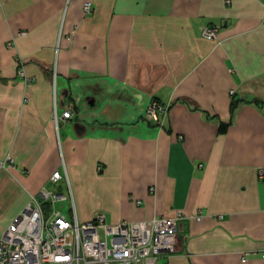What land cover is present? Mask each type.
I'll list each match as a JSON object with an SVG mask.
<instances>
[{
    "label": "crops",
    "instance_id": "1",
    "mask_svg": "<svg viewBox=\"0 0 264 264\" xmlns=\"http://www.w3.org/2000/svg\"><path fill=\"white\" fill-rule=\"evenodd\" d=\"M8 158L6 226L67 190L79 223L182 213L159 264H264V0H0Z\"/></svg>",
    "mask_w": 264,
    "mask_h": 264
},
{
    "label": "built area",
    "instance_id": "2",
    "mask_svg": "<svg viewBox=\"0 0 264 264\" xmlns=\"http://www.w3.org/2000/svg\"><path fill=\"white\" fill-rule=\"evenodd\" d=\"M90 3L83 9L90 11ZM219 27L206 26L201 36L207 40L217 38ZM25 77L23 69L18 71ZM167 107L152 100L144 113V120L161 126L160 116L165 117ZM70 110L64 111L59 119L68 121ZM55 123L58 117L55 113ZM12 160L0 164L8 170ZM99 171L100 168L98 167ZM264 172L259 171L262 176ZM62 179L59 172L50 180L57 183ZM67 181V178L65 179ZM62 193L41 189L32 197L24 211L13 219L3 234H0V264H159L176 251L179 222L184 219L180 212L174 217H154L150 220L108 224L103 214L79 223L73 207L71 218L54 210L56 202L66 201ZM72 203V200L70 198ZM43 203L51 210L46 214ZM73 206V205H72ZM200 220V215L195 217ZM245 262V257H242Z\"/></svg>",
    "mask_w": 264,
    "mask_h": 264
},
{
    "label": "rangeland",
    "instance_id": "3",
    "mask_svg": "<svg viewBox=\"0 0 264 264\" xmlns=\"http://www.w3.org/2000/svg\"><path fill=\"white\" fill-rule=\"evenodd\" d=\"M3 190H5V189H3ZM62 194L67 197L66 201H68V202H56L54 204L53 208H54L55 211L61 210L62 212H65V214L67 215L68 214L67 211L69 209H71L73 206H72V203L70 201V196L67 195V190L65 192H62ZM1 200H2V195H0V203H1ZM30 204H32L31 201H30ZM4 206H5V203L3 204L2 207H4ZM49 210H51V207H49V209L45 210L44 212L46 214H48ZM66 215H65V217L69 218ZM6 224H7V217L5 216V211L4 210H0V234H3L4 231L7 229L8 226H6Z\"/></svg>",
    "mask_w": 264,
    "mask_h": 264
},
{
    "label": "trees",
    "instance_id": "4",
    "mask_svg": "<svg viewBox=\"0 0 264 264\" xmlns=\"http://www.w3.org/2000/svg\"><path fill=\"white\" fill-rule=\"evenodd\" d=\"M231 108H232V110H234L235 105L233 104ZM224 128H226V125L221 126V129H224ZM43 206H44L45 210L49 209V207H50L49 203H43Z\"/></svg>",
    "mask_w": 264,
    "mask_h": 264
}]
</instances>
